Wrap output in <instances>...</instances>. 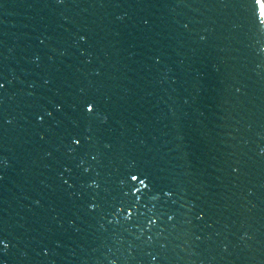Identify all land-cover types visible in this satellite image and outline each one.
<instances>
[{"label": "water", "instance_id": "1", "mask_svg": "<svg viewBox=\"0 0 264 264\" xmlns=\"http://www.w3.org/2000/svg\"><path fill=\"white\" fill-rule=\"evenodd\" d=\"M254 11V0H75L65 6L0 0V62L8 78H16L14 90L20 80L46 75L52 84L41 94L66 100L69 116L78 120L72 99L94 80L90 91L98 100L111 96L103 139L114 151L105 177L118 183L135 166L158 187L195 204L193 211L212 205L213 228L181 219L159 264H264V164L255 156L264 142V55H257L264 34L253 24ZM125 14L124 23L115 20ZM180 22H191L193 32L183 33ZM77 30L87 31L95 45L92 65L71 48ZM205 31L209 39L202 44ZM41 39L49 54L57 48H68V54L55 57L54 65L45 58L36 69L29 57L44 47ZM156 54L163 57L158 67L150 59ZM101 69V78L90 75ZM23 111L10 104L0 121V159L7 164L0 168V236L15 246L4 264H139L127 258L126 245L93 253L69 244L54 259L36 256L39 243L51 244L45 225L53 227L52 217H61L58 228L70 204L53 192L55 173L41 158ZM80 131L86 135L88 124L82 122ZM237 164L239 177L231 173ZM245 233L251 238L242 239Z\"/></svg>", "mask_w": 264, "mask_h": 264}, {"label": "snow or ice", "instance_id": "2", "mask_svg": "<svg viewBox=\"0 0 264 264\" xmlns=\"http://www.w3.org/2000/svg\"><path fill=\"white\" fill-rule=\"evenodd\" d=\"M75 0H55V5L65 6ZM102 5L112 0H98ZM186 3V0H180ZM239 2V0H237ZM253 24L264 34V0H254ZM127 15H116L115 20L124 23ZM145 25L149 20L142 18ZM185 34H191V22H180ZM208 35H199V42L206 43ZM44 46L40 52L29 57V63L40 69L45 58L51 65L55 64V57H64L69 49L52 50L45 45V40L39 41ZM95 45L87 31L77 30L71 35V48L78 54V58L86 65H92L97 59L92 51ZM257 55H264V45L258 47ZM154 66H160L163 57L159 54L150 57ZM219 71L217 66H213ZM90 75L101 78L103 71L95 70ZM15 77L9 79L2 62H0V121L3 111L10 104L23 106L22 115L38 138L41 158L48 162L51 172L55 173L53 192L59 200L70 204L68 215L58 228L55 221L61 217H52L53 227H45L51 234V244L41 242L37 249H33L36 256L43 260L53 259L69 249V244L86 246L95 253L101 246L119 247L126 245L127 258L139 264H159L162 253L168 249L173 233L181 225V219L186 224L196 223L207 229H212L215 221L210 212L212 205L199 207L185 199L176 190L168 187H158L154 178L147 172L130 167L119 177L118 183L110 177H105L106 160L114 151L112 142H104L103 133L110 127L109 115L105 110L111 102V96L98 100L90 91L95 87V81L89 80L87 86H81L73 97L75 105L73 113L79 119L71 118L67 111V101L49 98L41 93L48 90L52 80L39 73L31 81L20 80L19 87L13 89ZM99 93V89L96 90ZM236 95H242V88L235 87ZM68 121L69 126H65ZM88 124L85 135L80 131L81 123ZM13 125L14 120L6 121ZM95 125V127H93ZM264 141V136L260 137ZM255 156L264 164V142L257 145ZM7 167L0 159V168ZM233 176L241 175V167L237 164L231 167ZM104 177V178H102ZM2 179V177H0ZM116 186L113 187L112 185ZM48 185H46L47 187ZM255 193L249 191L251 197ZM33 206L41 207V201L35 200ZM196 241L202 240L199 233H191ZM245 233L242 239H250ZM15 247L11 240L0 236V264ZM75 251V248H71ZM111 251V247H109ZM225 245L223 252L228 253ZM28 259V254H23ZM115 264V261H109Z\"/></svg>", "mask_w": 264, "mask_h": 264}]
</instances>
